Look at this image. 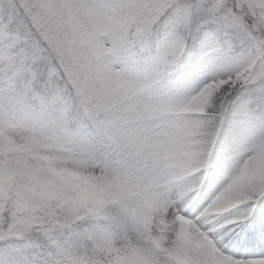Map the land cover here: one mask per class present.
Returning a JSON list of instances; mask_svg holds the SVG:
<instances>
[{"label":"snow or ice","instance_id":"obj_1","mask_svg":"<svg viewBox=\"0 0 264 264\" xmlns=\"http://www.w3.org/2000/svg\"><path fill=\"white\" fill-rule=\"evenodd\" d=\"M0 264H264V0H0Z\"/></svg>","mask_w":264,"mask_h":264}]
</instances>
